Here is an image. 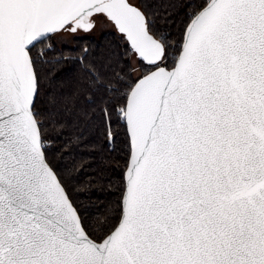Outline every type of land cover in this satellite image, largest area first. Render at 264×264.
<instances>
[{"label": "snow or ice", "instance_id": "obj_1", "mask_svg": "<svg viewBox=\"0 0 264 264\" xmlns=\"http://www.w3.org/2000/svg\"><path fill=\"white\" fill-rule=\"evenodd\" d=\"M0 264H264V0H0Z\"/></svg>", "mask_w": 264, "mask_h": 264}, {"label": "trees", "instance_id": "obj_2", "mask_svg": "<svg viewBox=\"0 0 264 264\" xmlns=\"http://www.w3.org/2000/svg\"><path fill=\"white\" fill-rule=\"evenodd\" d=\"M110 39H112L110 32H107V33H104L100 38L91 37L90 42L92 46L94 47L96 44H100V45L106 44ZM82 43H88V42H82ZM73 55H76V53H73ZM117 147H119V139L117 141ZM109 155L112 158H114L117 154L116 153L109 154L107 152H104V153L97 152L95 155H91L85 149L73 150V156L76 157L78 163H83L85 165L91 164V167H86L84 169V172L81 175V180L86 181L89 178L88 177L89 173L96 172L99 168H102L103 164L101 163V161L105 159L106 157H108ZM67 160L71 161L72 156L68 157ZM113 162L115 163L114 159H113ZM92 187L99 189L101 186L99 184H94ZM102 195H103L102 192L97 191L96 195L92 197V201L96 202L97 197L102 196Z\"/></svg>", "mask_w": 264, "mask_h": 264}, {"label": "rangeland", "instance_id": "obj_3", "mask_svg": "<svg viewBox=\"0 0 264 264\" xmlns=\"http://www.w3.org/2000/svg\"><path fill=\"white\" fill-rule=\"evenodd\" d=\"M107 32H110V29L108 28L99 29L98 28L96 32L91 34V37L100 38L104 33H107Z\"/></svg>", "mask_w": 264, "mask_h": 264}]
</instances>
